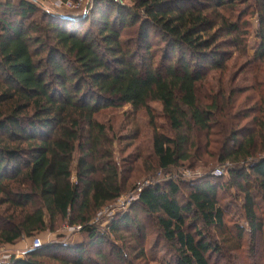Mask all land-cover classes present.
<instances>
[{
  "label": "trees",
  "instance_id": "trees-1",
  "mask_svg": "<svg viewBox=\"0 0 264 264\" xmlns=\"http://www.w3.org/2000/svg\"><path fill=\"white\" fill-rule=\"evenodd\" d=\"M90 1L89 12L73 19L35 0L0 3V15L8 18L0 20V207L8 214L0 220L5 225L0 246L29 235L45 217L53 226L62 220L81 227L87 246L102 245L105 237L91 222L122 196L125 185L109 131L96 119L100 113L125 105L151 113L149 104L161 103L176 135L156 132L153 154L158 169L168 171L192 158L191 134L209 132L220 111L216 102L203 106L199 90L210 71L224 67L223 35L239 44V25L221 11L234 10L240 0H208L207 7L198 0ZM261 10L259 57L264 61V6ZM153 36L161 47L153 44ZM258 125L264 133V120ZM231 141L234 148L225 141L220 162L236 164L228 172L230 184L243 196L255 241L264 227L259 216L264 212V145L259 151L254 135ZM260 153L263 157L248 163ZM242 162L249 167L238 168ZM222 189L212 177L189 188L184 201L174 180L140 192L138 207L156 218L164 240L177 247L168 264H211L217 248L197 225L225 229ZM124 226L144 231L130 216L113 222L109 231L118 235ZM48 249L32 250L10 264H45L39 257ZM59 251L74 257L65 264H87L80 247Z\"/></svg>",
  "mask_w": 264,
  "mask_h": 264
},
{
  "label": "rangeland",
  "instance_id": "rangeland-1",
  "mask_svg": "<svg viewBox=\"0 0 264 264\" xmlns=\"http://www.w3.org/2000/svg\"><path fill=\"white\" fill-rule=\"evenodd\" d=\"M71 1L79 4L80 8L71 12L56 11L77 18L92 5L90 0ZM119 1L130 4L128 0ZM198 1L206 4V7L210 3L208 0ZM43 5L55 10L53 1L46 0ZM263 6L264 0H240L234 10L221 11L226 20L239 25V44L233 42L234 38L229 35H223L221 50L225 56L224 67L210 71L200 86L201 104L207 107L216 102L220 111L215 115L213 128L209 132L196 130L191 134L192 158L189 161L168 171L157 167L153 154L154 134L158 132L170 138L176 135L161 103L151 102V113L146 109L135 111L131 106L125 105L96 116L97 121L106 125L109 131L113 141V161L120 170L125 185L122 196L99 211L91 222L105 237L102 245L87 246L81 227H72L62 220L53 226L49 218L45 217L40 226L29 235H24L15 244L0 246V257L23 259L31 252L36 240H40L44 248L50 247L39 257L45 264L70 263L74 257L59 251L63 246L84 249L87 264H168L177 256V247L164 240L156 218L144 214L138 207L140 190L174 180L183 189L180 200L184 201L189 188L213 177L225 188L219 193V198L225 207L226 227L220 231L206 228L202 224L197 225L217 248L211 254V264H264V227L262 233H257L254 241L243 210V196L230 184L228 172L236 164L230 161L225 164L220 162V156L225 151V141L230 140V150L234 148L235 143L231 141L233 136H237V142H241L245 136L254 135L259 151L262 152L263 149L264 133L260 132L258 125L264 120V61L259 57L263 36ZM4 19H8L7 16L0 15V20ZM10 20L14 22L17 18L11 17ZM88 28L93 27L88 24ZM153 44L161 47L160 39L153 36ZM261 156L263 157L261 153L258 154L257 158L249 159L248 163H253ZM78 159L79 155L76 154L72 166L73 183H77ZM248 167V164L242 162L238 168ZM6 210L7 207H0V220L8 216L5 214ZM125 216L136 218L137 223L144 226V231L131 226L122 227L118 235L109 231L113 222ZM259 216L264 221V212H260ZM0 227L4 228L5 225L0 223ZM241 231L243 234L240 237ZM252 246L256 248L255 251ZM10 260H5V263L9 264Z\"/></svg>",
  "mask_w": 264,
  "mask_h": 264
},
{
  "label": "built area",
  "instance_id": "built-area-1",
  "mask_svg": "<svg viewBox=\"0 0 264 264\" xmlns=\"http://www.w3.org/2000/svg\"><path fill=\"white\" fill-rule=\"evenodd\" d=\"M2 0H0L1 2ZM6 1V0H4ZM35 1H38L39 3H42L44 4V2L46 0H35ZM49 1H53V4L55 5V10H64V11H67V12H71L74 11V10H78L80 8V5L79 4H74V2H72L71 0H49ZM144 189V188H143ZM141 189L140 192L143 190ZM139 192V194H140ZM42 244H41V241L40 240H36V242L34 243V245L32 246L31 248V251L32 250H38L40 248H42ZM7 256H2V258L0 257V264H6L5 263V260L9 261L10 259H12L11 257H7ZM11 261V260H10ZM10 264V262H9Z\"/></svg>",
  "mask_w": 264,
  "mask_h": 264
},
{
  "label": "water",
  "instance_id": "water-1",
  "mask_svg": "<svg viewBox=\"0 0 264 264\" xmlns=\"http://www.w3.org/2000/svg\"><path fill=\"white\" fill-rule=\"evenodd\" d=\"M90 9V5L86 8V14L89 12ZM64 19H73L74 17H72V15H63Z\"/></svg>",
  "mask_w": 264,
  "mask_h": 264
}]
</instances>
